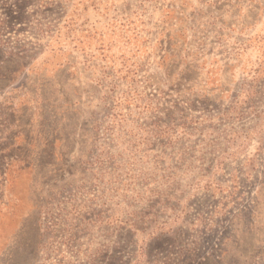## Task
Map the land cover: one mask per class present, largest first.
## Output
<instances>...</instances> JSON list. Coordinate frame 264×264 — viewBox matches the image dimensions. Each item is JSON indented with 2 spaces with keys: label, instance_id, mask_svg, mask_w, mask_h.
Listing matches in <instances>:
<instances>
[{
  "label": "rangeland",
  "instance_id": "obj_1",
  "mask_svg": "<svg viewBox=\"0 0 264 264\" xmlns=\"http://www.w3.org/2000/svg\"><path fill=\"white\" fill-rule=\"evenodd\" d=\"M0 264H264V0H0Z\"/></svg>",
  "mask_w": 264,
  "mask_h": 264
}]
</instances>
